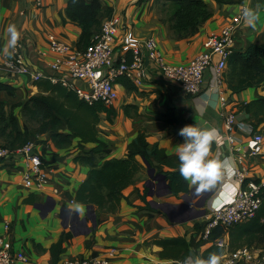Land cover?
I'll list each match as a JSON object with an SVG mask.
<instances>
[{"label": "crops", "instance_id": "0c3cea01", "mask_svg": "<svg viewBox=\"0 0 264 264\" xmlns=\"http://www.w3.org/2000/svg\"><path fill=\"white\" fill-rule=\"evenodd\" d=\"M98 1L102 7L98 15L100 21L115 15L124 23L116 37V51L124 47L127 37L135 41L154 37L169 63L186 64L203 52V42L209 34L218 32L232 23L242 5L254 8L258 20L256 27L252 28L241 19L234 31V52H243L252 44L264 45V0L262 3L257 0H201L207 5L211 17L201 24L193 36L186 37H179L173 29L174 18L170 0ZM67 2L68 0H42V7L37 8L34 0H0V83L8 84L15 90L13 96L0 93L5 110L8 105L12 106L32 95H42L38 84L45 81L32 84L23 76L9 74L2 66V58L8 55L3 50L8 40V24L14 23L20 31L19 40L25 44L27 61L35 70L45 71V64L56 57L48 52L49 36L78 51L85 50L90 44L91 38L87 44L82 42L80 28L68 20ZM38 51L46 53L45 57H40ZM116 86L118 98L111 106L115 115L107 119L105 114H101L97 125V138L109 149V153L97 159V165H101L105 160L124 158L131 143L140 133L151 146L156 144L168 157H177L176 148L183 142V138L178 135L174 125L162 117L167 107L177 109L183 118L192 124L218 130L210 150V156L213 157H230L234 161L235 149L239 144L254 134L264 137V117L252 120L250 113L245 109L249 102L264 98V82L258 87L248 88L237 94H232L224 84L222 90L229 98L228 108L236 113V123L231 133L234 140L232 143L226 140L223 131L218 93L211 69L205 72L202 90L195 96L184 94L176 83L166 80L152 68L148 69L141 84H133L119 77L116 79ZM209 99L214 102V106L206 103ZM20 115L19 107L14 116L18 119ZM240 124L245 125L247 130L241 129ZM18 129L23 132L22 126H18ZM0 142L5 143L1 137ZM35 142L37 143L34 152L52 168V180L45 193L29 191L20 184L23 164L21 157L13 156L0 160V234L2 223L10 222L13 251L25 253L31 264H52L49 249L60 236H63L65 252L60 255L59 260L99 256L108 249H115L116 255L110 264H183L185 259H160L161 249L152 242L157 239L182 237L188 243V255L201 256L211 246V242L202 239L204 225L211 211L229 203L237 188L234 173L230 172L226 174L223 183L210 192L203 207L171 208L170 220L163 211L155 207L158 211L156 213L136 209V206L143 205L140 193L144 187L148 188L147 168L143 165L133 184L124 190L126 199L120 202L117 212L109 214L93 207L96 225L93 227L91 221L87 220L84 226L80 224V220L86 217L88 211L86 206L77 204L73 198L80 184L86 179L89 168L75 162L74 157L81 148L88 150L94 145L88 143L79 146L78 140L73 139L69 147L59 148L51 141L49 132L40 135L39 141ZM246 163L251 179L264 183V156H249ZM153 165L155 174H160L158 170H169L156 161H153ZM188 185L189 191L194 190L193 186L189 183ZM52 188L58 191V195L51 194L54 198L48 194ZM149 191L148 188V193ZM151 191L162 195H147L150 203L154 201L172 206L184 203V194H166L159 181L153 182ZM207 194H196L191 203L199 202ZM48 197L55 201V207L51 211L41 212L35 208L37 204H44ZM28 198L30 202L24 203ZM76 205H80L83 211H77ZM62 207L70 211L61 213ZM201 210L204 211L202 215L193 217L196 212H202ZM73 212L78 213V220ZM63 223L67 224L66 228L62 226ZM224 255L225 252L222 258Z\"/></svg>", "mask_w": 264, "mask_h": 264}, {"label": "built area", "instance_id": "2783aa9c", "mask_svg": "<svg viewBox=\"0 0 264 264\" xmlns=\"http://www.w3.org/2000/svg\"><path fill=\"white\" fill-rule=\"evenodd\" d=\"M37 8L42 7V0H34ZM240 11L232 23L218 32L209 34L203 42V52L186 64H171L163 56L154 37L142 41L126 38L124 47L116 51L115 42L118 31L124 27L120 17L110 15L101 21L99 32L91 36L90 44L83 51H78L68 44L48 37V52L56 57L45 64V71L35 70L28 63L25 44L19 40L11 55L2 58V66L9 74H16L28 79L32 84L42 80L56 84L73 93L88 105L102 103L112 106L118 98L116 79L122 77L133 84H141L147 71L152 68L168 81L176 83L180 90L188 95L200 93L204 74L212 70L218 93L220 117L226 140L233 142L231 133L236 123V113L229 109V98L222 90L227 61L234 52V31L242 19ZM40 57L46 53L38 51ZM35 142L11 150L0 144V160L19 156L23 160L20 184L32 192L45 193L52 180V168L36 154ZM33 152L31 156L29 153ZM234 179L237 188L229 203L214 208L204 225L202 239L208 241L209 232L221 226L228 229L235 224L245 223L255 218L263 203L264 183L252 180L246 160L249 156H264V137L261 134L250 136L235 149ZM50 194L58 195L56 188ZM73 203V201H70ZM11 224L2 223L0 234V264H31L29 257L12 248ZM226 247L221 264H264V243L252 248L243 247L227 251L225 238L215 242ZM116 250L108 249L103 255H89L59 260L56 264H110Z\"/></svg>", "mask_w": 264, "mask_h": 264}, {"label": "trees", "instance_id": "16d2710c", "mask_svg": "<svg viewBox=\"0 0 264 264\" xmlns=\"http://www.w3.org/2000/svg\"><path fill=\"white\" fill-rule=\"evenodd\" d=\"M170 9L174 18L173 29L179 37L193 36L201 24L211 17L207 5L201 0H170ZM101 11L102 7L98 0H90V2L68 0L66 15L70 22L80 28L82 42L87 44L91 36L99 32L101 21L98 15ZM263 82L264 45L252 44L243 52L232 53L227 61L224 76V83L232 94L258 87ZM38 85L43 94L29 97L22 106V110L31 119L40 123L38 135L49 132L51 141L59 148L69 147L73 139L78 140L79 146L88 143L94 145L88 150L81 148L74 157L75 162L89 168L86 179L76 190L74 202L84 206L90 205L109 214L116 213L120 202L126 199L124 190L133 184L135 176L144 167L143 161L151 168L154 166L153 161H156L169 169L167 172L158 170V173L165 176L170 193L182 195L189 192L188 182L179 173L178 158L168 157L156 144L151 146L141 133L133 140L124 158L105 160L101 165H97V159L109 153L107 145L97 138V125L101 114H105L107 119L115 115L112 107L102 103L88 105L73 93L48 81ZM14 91L10 85L0 83V93L13 96ZM12 107L7 112L5 103L0 100V137L8 145L2 144L4 147L15 150L31 140H28L27 129L23 128V132L18 129ZM245 109L250 113L252 120L264 117V98H256L249 102L245 105ZM162 117L174 125L176 131L185 125L192 124L186 121L175 108L167 107ZM4 119H8L9 122L4 124ZM147 195L148 188L144 187L140 193V201L143 205L136 206V209L158 212L147 200ZM29 202V198L24 200V203ZM222 237L225 238L229 252L264 243V198L255 218L245 223L235 224L228 229L221 226L212 229L207 238L211 246L201 256L207 258L212 252L223 255L226 247H220L215 243ZM152 244L161 249L159 256L162 260L182 261L189 254L188 243L182 237L157 239ZM64 252L63 236H60L49 249L52 264H56Z\"/></svg>", "mask_w": 264, "mask_h": 264}, {"label": "clouds", "instance_id": "9594fccd", "mask_svg": "<svg viewBox=\"0 0 264 264\" xmlns=\"http://www.w3.org/2000/svg\"><path fill=\"white\" fill-rule=\"evenodd\" d=\"M241 15L248 26L256 27L258 15L254 8L242 7ZM6 32L8 40L3 50L11 55L9 50L16 47L21 33L14 23L7 25ZM206 103L214 106L211 99ZM239 127L247 130L243 124ZM178 135L183 138V142L176 148L179 173L193 186L196 194L212 192L223 183L226 174L236 172L235 163L230 157L210 156L212 143L218 135L216 128L188 124L178 130ZM76 210L83 211L80 205H76ZM221 260L222 254L217 252L209 253L207 258L191 254L185 258L183 264H221Z\"/></svg>", "mask_w": 264, "mask_h": 264}, {"label": "water", "instance_id": "95a60500", "mask_svg": "<svg viewBox=\"0 0 264 264\" xmlns=\"http://www.w3.org/2000/svg\"><path fill=\"white\" fill-rule=\"evenodd\" d=\"M257 2L258 3H262V0H257ZM32 154H33V152H30L29 156H31ZM143 164L147 168V174H148V178H149L148 181L146 182V186L150 189L148 195L151 196V197L152 196H161L162 195V194H160V195L156 194V193L151 191V188L153 187V182H155V181H159L162 184V186L165 188V193L169 194L170 191H169L168 186L166 184L165 176L163 174H155L154 168H151L146 162L143 161ZM208 195H210V192H208V194L205 197H203L201 200H199V202H196L195 204H192L191 203V199H194L196 194L194 193V190H190L188 193H186V194H184L182 196V199L184 201L183 204H180V205H177V206H172V205H169V204H158V203H156L154 201H151V204H152L153 207L158 208L161 211H163L168 216V218L170 220H172V217H171V214H170V209L171 208L185 209V208H189V206H190L191 208L194 207V208H199L200 209L201 207H203L204 202H205L206 198L208 197ZM54 207H55V201L51 197H48L44 204L35 205V208L38 209L41 212H44V211L49 212ZM86 210L88 211V213H87L86 217H84V218H82L80 220V224L86 226L87 220H90L91 223H92V226L95 227L96 221H95V215L93 213V207L90 206V205L86 206ZM60 211H61V213H62V211L63 212L64 211L68 212V211H70V209L62 207ZM201 211L202 212H196V214H195L196 216H193V217H197V216L202 215L204 213V211L203 210H201ZM73 215L75 216L76 220L79 219L77 212H73ZM62 226L64 228H66L67 224L63 223ZM70 230L72 231L73 234L76 235L75 231H73L72 228H70ZM88 231L89 230H87V232Z\"/></svg>", "mask_w": 264, "mask_h": 264}, {"label": "rangeland", "instance_id": "374dc122", "mask_svg": "<svg viewBox=\"0 0 264 264\" xmlns=\"http://www.w3.org/2000/svg\"><path fill=\"white\" fill-rule=\"evenodd\" d=\"M32 96H36V95H32ZM27 100H28V98L17 102L16 104L12 105L13 106L12 108H13V113H14L20 107L21 115L18 117V119H16L17 125L18 126H22V128L27 129L28 140H31V141L35 142V141H39V136L40 135H38V129L40 127V123L37 120H35V119H31L27 115V113H25L22 110V106H23L24 103L27 102ZM10 107H11L10 105L7 106V110H6L7 112L10 111ZM8 122H9L8 119H4V124H7ZM0 144L8 146L6 143H3V142H0ZM48 194H49V196H52L50 193H48Z\"/></svg>", "mask_w": 264, "mask_h": 264}]
</instances>
